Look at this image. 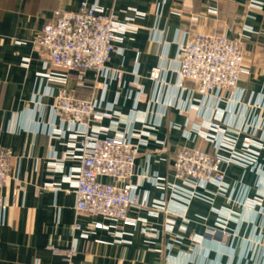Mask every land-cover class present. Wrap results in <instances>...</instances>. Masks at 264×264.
Listing matches in <instances>:
<instances>
[{"label":"crops","instance_id":"crops-1","mask_svg":"<svg viewBox=\"0 0 264 264\" xmlns=\"http://www.w3.org/2000/svg\"><path fill=\"white\" fill-rule=\"evenodd\" d=\"M251 1L0 0V150L13 155L10 183L0 192V264H59L62 259L53 249H74L72 264H264L263 149L256 150L262 171L223 166L231 189L226 196L210 185L203 191L204 200H193L185 217L133 208L128 211L132 224L123 223L77 213L66 177L80 165L69 143L81 126L63 122L53 112L56 98L65 93L98 101L100 112L112 115L92 122L90 134L115 138L145 133L133 180L137 196L150 207L168 199L166 185L144 182L143 177L175 183L179 151H214L211 142L194 140L191 133L209 132L212 110H205L199 95L192 99L188 91L182 95L176 89L180 46L196 35L234 38L242 32L245 73L237 94L252 105L264 94V0L261 10L249 8ZM82 3L98 5L130 26L118 37L107 79L93 72L80 79L65 69L46 67L37 48L55 13L77 12ZM155 69L161 71L159 82L151 79ZM141 93L147 103L140 104L146 113L139 117L135 110ZM232 97L226 93L220 108L233 109ZM190 98L201 107L184 110ZM250 113L256 119L263 115L259 110ZM249 137H239L238 150ZM54 164H62L61 173ZM49 185L61 190L47 189ZM220 217L230 219L229 240L209 234L212 229L223 231ZM169 219L176 222L172 233L166 230ZM98 224L107 229H96Z\"/></svg>","mask_w":264,"mask_h":264},{"label":"built area","instance_id":"built-area-1","mask_svg":"<svg viewBox=\"0 0 264 264\" xmlns=\"http://www.w3.org/2000/svg\"><path fill=\"white\" fill-rule=\"evenodd\" d=\"M262 6L261 0H252L248 7L261 10ZM129 29L130 26L120 23L114 13L106 14L98 5L82 3L77 12H56L54 21L44 27L37 48L46 67L65 69L80 79L88 72L107 79L110 75L108 64L116 52L118 37ZM243 39L242 32L234 38L196 35L180 46L176 89L182 95L188 91L192 99L199 95L205 110H212L211 123L206 126L209 132L193 129L191 133L195 134L192 136L194 140L202 137L211 142L214 151L212 154L189 148L179 151L173 165L175 183L165 184V179L159 177H143L144 182H153L156 186L166 185L170 190L168 199L156 201L151 207L139 200L138 188L133 184L138 176L139 145L146 143L143 139L145 133L135 132L129 137L115 138H102L98 131L90 134L88 128L92 122L112 117L108 112H100L101 103L79 100L65 93L56 98L53 107L55 115L63 122L81 126V130L71 137L69 143L80 165L73 168L69 177H66L72 184L68 192L76 197L77 213L131 224L128 211L133 208H152L155 212L153 214L175 211L174 215L185 217L193 200H204L203 191L210 185L217 188L220 196L229 194L231 189L226 182L223 166L238 165L262 171L256 150H264L261 144L264 141V94L259 95L252 105L244 103L243 94H237L245 73ZM121 77V74L116 73V78ZM151 79L156 82L161 80L160 69L152 72ZM189 86H193V89ZM228 92L233 93L229 103L234 105L229 111L220 108ZM142 103H147V97L141 93L135 110L139 117L146 113L139 110ZM200 107L190 98L183 109L188 111ZM249 109L259 110L263 115L256 119L251 113L247 115ZM244 134L250 137L245 139L241 150H238L239 137ZM256 138L261 143L253 140ZM134 139H139L140 143L135 145ZM12 158L10 150H0V192L10 183ZM54 167L58 173L62 172V164H54ZM46 188L61 190L60 185H49ZM251 204L248 207H254ZM229 222L230 219L220 217L218 227L223 231L212 229L209 231L210 236L217 240H229ZM175 224L173 219H169L166 230L172 233ZM96 229L107 227L98 224ZM53 252L62 259L59 264H72L74 249H53Z\"/></svg>","mask_w":264,"mask_h":264}]
</instances>
